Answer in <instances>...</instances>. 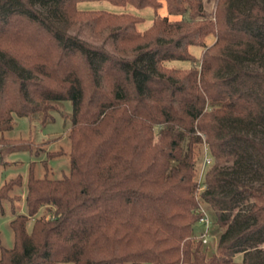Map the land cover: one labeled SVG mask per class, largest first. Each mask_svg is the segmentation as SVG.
Returning a JSON list of instances; mask_svg holds the SVG:
<instances>
[{
	"label": "trees",
	"instance_id": "trees-1",
	"mask_svg": "<svg viewBox=\"0 0 264 264\" xmlns=\"http://www.w3.org/2000/svg\"><path fill=\"white\" fill-rule=\"evenodd\" d=\"M93 2H164L180 19L140 31L129 12L80 8ZM67 101L68 174L42 162L38 176L31 161L25 195L21 174L0 186L13 233L0 264H264V0H0V165L5 152L34 154L3 135L16 116L45 126ZM201 207L222 230L210 258Z\"/></svg>",
	"mask_w": 264,
	"mask_h": 264
},
{
	"label": "rangeland",
	"instance_id": "rangeland-1",
	"mask_svg": "<svg viewBox=\"0 0 264 264\" xmlns=\"http://www.w3.org/2000/svg\"><path fill=\"white\" fill-rule=\"evenodd\" d=\"M81 9L85 10H107L111 12H129L138 18H141L142 23L138 25L140 31L146 30L154 21V19L159 17H169L170 20H178L179 16L169 15L166 8V4L163 2L162 8L157 11L153 8L137 9L133 6L125 7H115L107 2H93V3H83L80 4ZM206 9L208 12L212 13L215 11L214 3L211 2L206 4ZM78 28V29H77ZM73 33H76L82 39L88 40L89 42L101 44L103 42V37L93 36V34L88 29H81L77 26ZM215 40L213 36L207 39V44L210 45ZM191 52L200 57L203 53V48H191ZM181 65V64H178ZM184 66H191V63H183ZM257 66V65H256ZM72 105L70 102H64L57 105L56 111L53 113V118L51 122L45 126L42 123L34 121L30 123L27 118L15 117V125L11 131L5 132L3 135L7 139H23L28 141L32 146L34 154H30L28 151H18L15 153L5 152L3 154L2 163L0 165V186L17 175L21 174L24 178V188L22 189V195H25V187L28 180L29 164L31 161H35V172L38 176H43L45 173V168L42 162H46V167L48 174L51 177L60 178L63 175L68 174V163H69V153H70V142L68 138V128L70 126ZM258 138L264 141V132H259ZM207 144H202L201 151L198 155L197 162V175L196 180L199 182V176L202 171L204 173L208 170L211 164V157L209 150L206 146ZM38 152L37 155L35 152ZM50 154H57V156L50 157ZM209 158L210 163L206 164V159ZM204 175V174H203ZM202 182V179H201ZM18 189V188H17ZM12 193H18L19 190ZM5 215L0 211V243L5 247H12L13 245V233L9 226V222L12 219L10 206L5 204ZM19 213H27L25 201H22L18 206ZM50 216L48 210L43 208L38 216ZM210 219V236L206 243L201 242V250L207 258L212 257L216 254L217 245L219 241L220 234L222 232L221 227L216 222V217L213 213L208 211ZM33 220L28 223V229H31ZM202 230V225H197V237L200 240V232ZM198 239H193L194 244L198 243ZM264 248V245L262 246ZM240 256L236 257V260H240Z\"/></svg>",
	"mask_w": 264,
	"mask_h": 264
},
{
	"label": "built area",
	"instance_id": "built-area-1",
	"mask_svg": "<svg viewBox=\"0 0 264 264\" xmlns=\"http://www.w3.org/2000/svg\"><path fill=\"white\" fill-rule=\"evenodd\" d=\"M207 158V157H206ZM208 163H210V160L209 158L206 159V164L207 165ZM203 174H204V170L202 169L201 173H200V176H199V183H201V179L203 177ZM201 212L203 213V216L201 217L200 219V225H202V230L200 232V240L204 243H206L208 241V237L210 236V219H209V215H208V212L201 207Z\"/></svg>",
	"mask_w": 264,
	"mask_h": 264
}]
</instances>
